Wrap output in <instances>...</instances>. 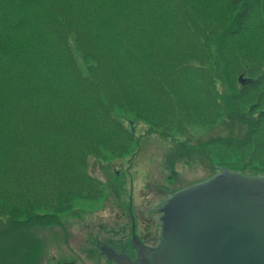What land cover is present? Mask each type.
<instances>
[{
	"label": "trees",
	"instance_id": "obj_1",
	"mask_svg": "<svg viewBox=\"0 0 264 264\" xmlns=\"http://www.w3.org/2000/svg\"><path fill=\"white\" fill-rule=\"evenodd\" d=\"M234 118L243 138L182 146L264 175V0H0V239L103 197L90 159L131 152L125 122ZM21 245L0 264H32Z\"/></svg>",
	"mask_w": 264,
	"mask_h": 264
},
{
	"label": "rangeland",
	"instance_id": "obj_2",
	"mask_svg": "<svg viewBox=\"0 0 264 264\" xmlns=\"http://www.w3.org/2000/svg\"><path fill=\"white\" fill-rule=\"evenodd\" d=\"M125 125L127 129L128 122ZM148 130L145 124L136 121L135 144L131 152L116 158L90 159L89 172L102 182L105 188L103 197L76 200L73 208L60 215L56 222L31 224L19 235L1 238L0 254L4 247L21 248L23 244L27 245L26 252L32 264H55L54 258L58 260L77 253L86 237L85 234L79 235L78 227L84 228L86 223L94 222V215L97 219L102 217L105 222L109 221L114 216L110 211L113 201L131 199L138 203L141 189L151 200H167L175 192L220 172L221 168H215L201 150H187L182 144L193 145L210 136L241 139L247 133V124L234 118L212 128L194 126L185 138L176 135L173 139L162 138ZM187 137L191 140L188 141ZM244 174L253 175V172L245 170ZM76 222H80L79 226L73 224ZM68 239L70 246L67 245Z\"/></svg>",
	"mask_w": 264,
	"mask_h": 264
},
{
	"label": "water",
	"instance_id": "obj_3",
	"mask_svg": "<svg viewBox=\"0 0 264 264\" xmlns=\"http://www.w3.org/2000/svg\"><path fill=\"white\" fill-rule=\"evenodd\" d=\"M161 213L160 244L138 248L135 264H264V175L221 168L175 192Z\"/></svg>",
	"mask_w": 264,
	"mask_h": 264
},
{
	"label": "flooded vegetation",
	"instance_id": "obj_4",
	"mask_svg": "<svg viewBox=\"0 0 264 264\" xmlns=\"http://www.w3.org/2000/svg\"><path fill=\"white\" fill-rule=\"evenodd\" d=\"M140 201H113L110 211L114 216L109 221L97 219L79 226V235H86L83 247L77 253L54 260L55 264H135L140 251L138 248L151 249L162 239L161 209L166 199L151 200L143 189L138 192ZM84 229V230H83ZM77 232V233H79ZM69 239L67 245L70 246Z\"/></svg>",
	"mask_w": 264,
	"mask_h": 264
}]
</instances>
